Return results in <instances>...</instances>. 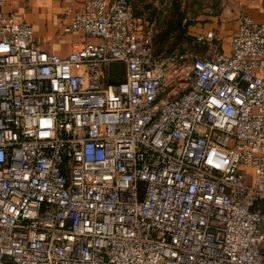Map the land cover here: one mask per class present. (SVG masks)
<instances>
[{
	"label": "built area",
	"instance_id": "built-area-1",
	"mask_svg": "<svg viewBox=\"0 0 264 264\" xmlns=\"http://www.w3.org/2000/svg\"><path fill=\"white\" fill-rule=\"evenodd\" d=\"M9 17L0 264H264V19L241 18L227 55L189 54L187 88L158 102L167 59L126 0L74 12L64 57Z\"/></svg>",
	"mask_w": 264,
	"mask_h": 264
},
{
	"label": "crops",
	"instance_id": "crops-1",
	"mask_svg": "<svg viewBox=\"0 0 264 264\" xmlns=\"http://www.w3.org/2000/svg\"><path fill=\"white\" fill-rule=\"evenodd\" d=\"M87 1L89 0H3L0 13L4 17L10 16L11 23L30 26L33 42L40 50L64 57L72 51H77L82 45L80 36L66 32L64 27L73 13ZM213 1L219 4L215 14L185 26L190 40L200 34L212 33L211 44H201L198 46L200 48L191 49L192 56L206 57L213 52L227 55L228 43L236 34L241 18L255 24L264 19L263 0ZM259 76L264 77V69ZM111 78V82L121 80V77L114 75Z\"/></svg>",
	"mask_w": 264,
	"mask_h": 264
},
{
	"label": "rangeland",
	"instance_id": "rangeland-1",
	"mask_svg": "<svg viewBox=\"0 0 264 264\" xmlns=\"http://www.w3.org/2000/svg\"><path fill=\"white\" fill-rule=\"evenodd\" d=\"M126 2L132 10L134 19L140 23L143 35L149 39L152 54L167 59L165 84L157 100L170 101L187 88L190 50L201 46L195 41L196 36L192 40L189 39L185 26L215 14L219 4L213 0H126ZM178 17H181L182 32L172 31L171 28ZM262 231L264 232V219ZM262 251L264 259V242Z\"/></svg>",
	"mask_w": 264,
	"mask_h": 264
},
{
	"label": "trees",
	"instance_id": "trees-1",
	"mask_svg": "<svg viewBox=\"0 0 264 264\" xmlns=\"http://www.w3.org/2000/svg\"><path fill=\"white\" fill-rule=\"evenodd\" d=\"M171 28H172V31L182 32V30H183V26L181 25V17H178V18L176 19V21L172 24ZM117 70H118V68L115 69V71H117ZM114 73H115V72H114ZM112 78H113V77H112ZM112 78H111V79H112Z\"/></svg>",
	"mask_w": 264,
	"mask_h": 264
}]
</instances>
